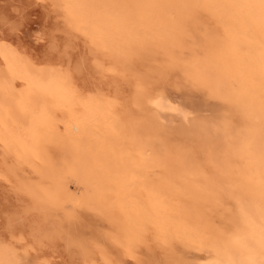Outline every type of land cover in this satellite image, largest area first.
<instances>
[{
  "label": "bare ground",
  "instance_id": "bare-ground-1",
  "mask_svg": "<svg viewBox=\"0 0 264 264\" xmlns=\"http://www.w3.org/2000/svg\"><path fill=\"white\" fill-rule=\"evenodd\" d=\"M50 1L69 29L91 46L104 73L130 80L120 72L127 45L137 29L147 27L155 31L156 42L167 43L166 9L175 0ZM200 1L213 17L209 37L199 43L198 70L190 78L237 93L254 112L257 129L225 122L213 135L205 124L190 133L189 149L180 143L174 148L172 129H166L169 115L148 88L134 86L136 113L119 111L116 99L83 95L69 71L39 69L9 44L12 48L0 46V57L21 88L17 91L14 81L0 82L5 127L0 139L20 165L31 166L40 133L63 126L113 191L127 234V256L149 236L161 245L179 244L204 255L190 264H264V9L260 0ZM181 63L171 67L181 69ZM192 144L203 151V160L190 154ZM244 158L251 161L247 168L240 166ZM226 200L234 201L236 210L215 227L204 210ZM3 247L0 242V264H7Z\"/></svg>",
  "mask_w": 264,
  "mask_h": 264
},
{
  "label": "rangeland",
  "instance_id": "rangeland-1",
  "mask_svg": "<svg viewBox=\"0 0 264 264\" xmlns=\"http://www.w3.org/2000/svg\"><path fill=\"white\" fill-rule=\"evenodd\" d=\"M199 1L175 0L167 7V43L156 42L152 27L137 29L120 66L130 80L104 73L91 46L69 29L50 0H0V46L12 45L39 69H66L80 93L116 99L119 111L136 113L131 106L134 86L148 88L169 115L165 128L172 129L171 146L189 149L190 133L205 124L213 135L225 122L235 126L243 122L252 129L260 126L237 93L212 89L190 78L198 70L199 43L209 37L213 17ZM180 63L181 69L171 67ZM14 77L0 57V82L13 84ZM14 85L17 91L21 88L18 82ZM4 129L0 119V133ZM37 141L38 155L31 166H23L0 139V242L5 245L2 257L7 264L13 256L20 264H190L203 259L191 248L179 244L170 248L149 236L134 244L130 256L125 255L126 230L102 172L61 125L42 131ZM191 152L196 159H204L198 146L192 144ZM250 164L249 158L240 161L242 168ZM212 208L204 210V217L221 227L236 204L226 200Z\"/></svg>",
  "mask_w": 264,
  "mask_h": 264
},
{
  "label": "snow or ice",
  "instance_id": "snow-or-ice-1",
  "mask_svg": "<svg viewBox=\"0 0 264 264\" xmlns=\"http://www.w3.org/2000/svg\"><path fill=\"white\" fill-rule=\"evenodd\" d=\"M260 6L264 9V0H260ZM173 111H175V109H173ZM8 264H20V262L13 256V258L8 261ZM39 264H46V262H39Z\"/></svg>",
  "mask_w": 264,
  "mask_h": 264
}]
</instances>
